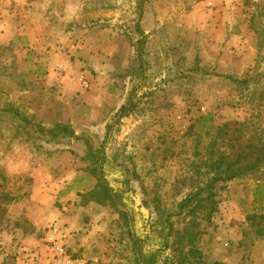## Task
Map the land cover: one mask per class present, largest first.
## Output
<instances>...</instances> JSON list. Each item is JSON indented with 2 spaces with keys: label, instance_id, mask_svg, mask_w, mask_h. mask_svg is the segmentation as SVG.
Wrapping results in <instances>:
<instances>
[{
  "label": "rangeland",
  "instance_id": "374dc122",
  "mask_svg": "<svg viewBox=\"0 0 264 264\" xmlns=\"http://www.w3.org/2000/svg\"><path fill=\"white\" fill-rule=\"evenodd\" d=\"M138 3L0 0V101L98 145L132 95L138 110L104 144L107 178L119 189V166H128L123 192L135 235L145 251H159L158 264H177L163 249L158 215L202 183L211 151L231 160L264 148V0H144L140 12ZM202 116L208 120L189 134ZM87 165L79 142L27 139L0 115V197L8 201L0 264H135L113 209L80 205L79 194L95 184ZM213 193L196 243L203 260L264 264V239L246 220L264 215V164L217 182ZM170 219L175 229L185 223L184 215Z\"/></svg>",
  "mask_w": 264,
  "mask_h": 264
},
{
  "label": "trees",
  "instance_id": "16d2710c",
  "mask_svg": "<svg viewBox=\"0 0 264 264\" xmlns=\"http://www.w3.org/2000/svg\"><path fill=\"white\" fill-rule=\"evenodd\" d=\"M144 0H139V12ZM140 17V16H139ZM140 32L139 28L136 29ZM143 40H137L134 44L137 58L141 56V44ZM142 65L140 69H142ZM231 81L237 86L246 85L249 79L238 80L230 77ZM139 103L136 102L132 95L127 101L119 106L112 115L113 120L105 124V139L98 145H95L92 137L87 135L76 136L69 125L62 123H52L48 127L41 125L33 116H29L17 107L14 103L8 100L0 101V115H7L10 119L16 122L17 134H22L30 140H41L47 143H57L61 140H75L84 146L87 152L88 165L86 173L95 180L94 186L85 193L80 195V205L86 206L88 203H96L108 205L117 214L120 227L123 229L121 235L127 239L129 248L133 253V261L135 264H158L159 251H145L143 240L135 235L133 229V216L125 208V197L123 191L130 190L129 187V168L125 163L119 166L121 171L122 185L119 189L113 188L107 178L106 167L108 160L105 158L104 144L108 135L113 129L118 130L120 120L132 116L139 108ZM208 120L206 117H199L195 123L191 124L188 133H192L195 127H202L203 122ZM212 125H210L211 127ZM213 127V126H212ZM211 127V128H212ZM225 130H226V126ZM222 128H217V135H221ZM214 128V127H213ZM214 146V142L211 144ZM212 148V147H210ZM212 150V149H211ZM208 162V173L202 183L195 187L193 193L187 195L177 206L172 213L159 214V219L162 218L161 229L159 233L165 229L167 233L163 238V249L170 250L177 264H220L218 262L206 263L202 258V253L198 249L196 243L202 234L200 228L201 221H209L214 206V186L217 182L229 181L233 179H241L246 176L253 175L259 167L264 164V148L255 149L249 147L248 150L237 152L233 155V159H227L222 155L215 157L211 151ZM108 168V167H107ZM5 197H0V222L4 221L6 209L2 204H6ZM184 215L185 223L180 228H174V222L171 221L173 216ZM164 217V218H163ZM187 217L189 218L188 220ZM253 231L256 239H264V215L252 213L246 219ZM182 221V222H183ZM17 225V224H16ZM15 225V226H16ZM27 228L24 227L23 230ZM159 235V234H158ZM160 236V235H159ZM171 238V242H169ZM166 264V260L165 263Z\"/></svg>",
  "mask_w": 264,
  "mask_h": 264
},
{
  "label": "built area",
  "instance_id": "2783aa9c",
  "mask_svg": "<svg viewBox=\"0 0 264 264\" xmlns=\"http://www.w3.org/2000/svg\"><path fill=\"white\" fill-rule=\"evenodd\" d=\"M57 250H58L59 252H62V249H60V248H57ZM67 263H69V261H68Z\"/></svg>",
  "mask_w": 264,
  "mask_h": 264
}]
</instances>
